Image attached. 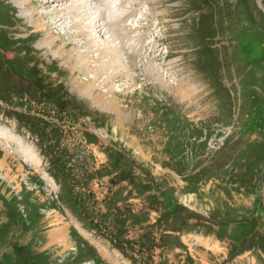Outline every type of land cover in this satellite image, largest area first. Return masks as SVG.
Masks as SVG:
<instances>
[{
    "label": "rangeland",
    "instance_id": "rangeland-1",
    "mask_svg": "<svg viewBox=\"0 0 264 264\" xmlns=\"http://www.w3.org/2000/svg\"><path fill=\"white\" fill-rule=\"evenodd\" d=\"M84 1L131 80L77 84L0 0V264H264V0Z\"/></svg>",
    "mask_w": 264,
    "mask_h": 264
},
{
    "label": "bare ground",
    "instance_id": "bare-ground-1",
    "mask_svg": "<svg viewBox=\"0 0 264 264\" xmlns=\"http://www.w3.org/2000/svg\"><path fill=\"white\" fill-rule=\"evenodd\" d=\"M65 1L66 0H49L48 2L39 3L40 4V6H39L38 3H34L33 0H31V1L30 0H11V2H13L11 10H12V12H17L19 14V17L16 20V22L20 21V22L26 24V28L24 27L25 32H28L29 29L31 31V29L33 28L35 30L31 31V34H40V36H39L40 41H39L38 45H36L37 46L36 50L42 51L44 53V55H46L47 57L52 50H57V52H55V55L53 56V58H54L53 60L55 62L61 63V66L63 68L62 69L63 72L67 71V73H69V75L71 77H73V78L75 77L74 81H76L77 84L79 81V77L77 76L78 74L76 73L77 69H80V73H83L85 75L93 74L94 77L92 79L88 80L89 83H91L92 85L99 83L100 82L99 80L102 79V77L107 73H110V74H108V76L102 80V83H104V84H107L108 81H111L113 83V82H116L119 80L121 81L123 79H130L128 73L123 72V70L117 71L118 70V67L116 66L117 64H115V61L112 58L115 50L113 49L111 44H109V42L106 41L102 37V34H98L96 31L93 33L92 32L88 33V34L85 33L87 28H91L90 27L91 23L88 24L87 26L82 25V17H81L82 15L81 14L76 15V18H79V20H77V19H76V21L73 20L74 23L72 26H70L69 28H66L63 26L65 18L59 16L60 13L63 11L68 12L69 10L71 12L76 13L78 10L81 9L82 4L85 3L84 0L83 1L82 0H73L74 3H72L70 5L69 9L65 10V7H64V6H66L64 4ZM86 7L87 6L85 5V8ZM48 8L49 9L52 8L51 12H49V13H44V12L39 11L40 9H48ZM124 8H126V7H124ZM6 14H7V17H9L11 19V17L9 16L10 14H9L8 9L6 11ZM73 28H75V29L77 28L78 31H76V32L72 31ZM100 32H101V30H100ZM54 34H57L58 37H53ZM21 35H23V34H21ZM30 35H27V37H26L27 40L30 38ZM65 36L68 37L67 40L64 39ZM78 39L84 40L83 43H81V45H78V44L74 45V42ZM98 40H100V42L103 43V46L102 47L100 46V48H98V45H97ZM78 50H86V52L80 53ZM98 51L100 52V56L95 57L94 53H98ZM103 58L104 59L108 58V60H103ZM91 63L94 64V66H92ZM79 66H80V68H79ZM133 79H135V78H132V80ZM131 85H132V83H131ZM181 87H182V85H181ZM179 89H181V88L179 87L177 89V91ZM128 90H130V89H128ZM108 92L113 94L114 95L113 97H115V92H114L113 88H111L110 91L108 90ZM132 92L136 93L137 90L135 89ZM78 94H80V93H78ZM79 96L83 99H89V102H90V100L96 101V99H91L92 96L89 95V91L85 92V94L81 93ZM99 102H101V101L99 100ZM154 102H155V99H154ZM119 104H120V102L113 100V101H110V103L106 106V108H110V110L116 115V117H121V118H124L126 120H127V118H132L130 116L133 113H135L136 111H138L139 109H141L143 106L141 102H140V104L138 103V105H136V103H135V104H133V106L131 108H128L129 111H125V110L120 108ZM160 106L164 107L163 105H160ZM103 107H105V105ZM103 107L101 109H103ZM105 110H107V109H105ZM142 112H143V114L147 115L146 110H144ZM144 117L145 116L143 115V119H144ZM133 118H134V116H133ZM128 120H130V119H128ZM141 121H139V122H141ZM137 124L140 125V123H137ZM2 134H3V132L0 131V137H3L4 134L3 135ZM22 153L23 152H21V154ZM23 156H25V158H26L25 161H28L29 163H33V165H37V167L39 166V160L35 159V157H33L32 155H29L30 156L29 157L27 154H24ZM34 162H38V163L35 164ZM57 234L61 235L62 232L57 230ZM65 243H67V242H65ZM85 249H86L85 247H82V249L77 248L75 251L77 252V255H78L81 250H85Z\"/></svg>",
    "mask_w": 264,
    "mask_h": 264
}]
</instances>
